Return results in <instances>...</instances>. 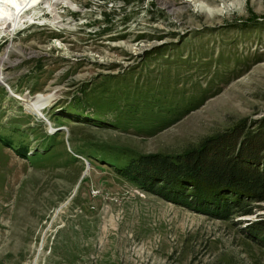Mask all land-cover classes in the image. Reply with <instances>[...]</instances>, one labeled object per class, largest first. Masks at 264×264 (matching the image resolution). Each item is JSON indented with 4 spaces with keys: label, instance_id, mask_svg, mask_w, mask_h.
<instances>
[{
    "label": "rangeland",
    "instance_id": "rangeland-1",
    "mask_svg": "<svg viewBox=\"0 0 264 264\" xmlns=\"http://www.w3.org/2000/svg\"><path fill=\"white\" fill-rule=\"evenodd\" d=\"M43 1L0 34V264H264V200L222 218L126 176L264 132V0Z\"/></svg>",
    "mask_w": 264,
    "mask_h": 264
},
{
    "label": "trees",
    "instance_id": "trees-1",
    "mask_svg": "<svg viewBox=\"0 0 264 264\" xmlns=\"http://www.w3.org/2000/svg\"><path fill=\"white\" fill-rule=\"evenodd\" d=\"M230 135L208 138L198 148L178 156L177 161L160 154L142 156L127 166L126 176L176 203L215 216L248 213L251 203L243 194L252 201L264 200V132L245 140L252 146L259 145V149L245 143L238 153Z\"/></svg>",
    "mask_w": 264,
    "mask_h": 264
},
{
    "label": "bare ground",
    "instance_id": "bare-ground-1",
    "mask_svg": "<svg viewBox=\"0 0 264 264\" xmlns=\"http://www.w3.org/2000/svg\"><path fill=\"white\" fill-rule=\"evenodd\" d=\"M60 0H56L58 4ZM41 3H44L43 0H0V34H4V37L7 36L6 33L14 34L19 30L23 20L28 18L32 13L33 15L38 14V7ZM42 5V4H41ZM25 22V21H24ZM13 26V31L10 32V28ZM14 48H7L6 53H11ZM1 64L4 65L10 64V59L7 58L6 54L1 59ZM31 102V101H30Z\"/></svg>",
    "mask_w": 264,
    "mask_h": 264
}]
</instances>
